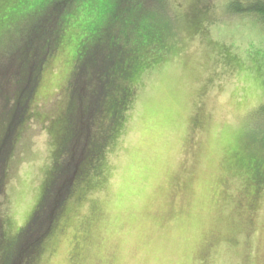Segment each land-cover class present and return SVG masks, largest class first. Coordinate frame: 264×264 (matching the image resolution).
<instances>
[{
	"label": "rangeland",
	"instance_id": "1",
	"mask_svg": "<svg viewBox=\"0 0 264 264\" xmlns=\"http://www.w3.org/2000/svg\"><path fill=\"white\" fill-rule=\"evenodd\" d=\"M198 1L171 0L177 25L165 30L166 51L137 71L124 120L34 264H264V183L254 191L253 169L234 157L236 147V156L264 158V24L226 13L228 0L194 8ZM98 5L73 8L72 41L47 63L16 130L0 193L7 235L25 229L49 181L56 156L48 123L67 107L74 66L67 49L86 36ZM12 17L8 10L7 23Z\"/></svg>",
	"mask_w": 264,
	"mask_h": 264
},
{
	"label": "trees",
	"instance_id": "2",
	"mask_svg": "<svg viewBox=\"0 0 264 264\" xmlns=\"http://www.w3.org/2000/svg\"><path fill=\"white\" fill-rule=\"evenodd\" d=\"M8 1L11 3L0 0V5L4 4V9L0 10V113L4 116L0 134L3 152L0 193L16 130L28 121L47 63L60 48L65 49L72 41L70 37L66 38L65 31L76 11L73 8L79 2L40 0L38 7L30 8L32 1L28 5V0ZM91 1L99 4L95 9L97 13L92 10L88 13L96 17L86 36L76 41L72 51L67 49L74 61L64 89L67 107L48 123L55 164L37 210L25 229L8 236L4 220L0 222V264L35 263L33 259L54 231L67 201L78 185L89 182L88 177L95 172L96 158L124 120L133 98L134 76L146 68V64L152 65L158 60L157 51H166L163 44L165 30L177 25L170 9L173 7L171 0ZM121 2L126 3L123 11L119 8ZM225 4L226 13L254 15L264 24V0H228ZM86 9H91L90 4ZM8 10L13 17L7 23ZM19 11L25 13L21 15ZM77 14H81L80 9ZM199 14L198 11L194 17L202 19L204 16ZM145 45L149 47L142 49ZM259 109L264 111V103ZM261 144L260 150L264 151V138ZM234 150L237 165L253 169L251 185L256 191L264 183V158L256 151L249 153L254 157L243 152L245 156H236L239 149L235 147ZM60 180L63 182L58 184Z\"/></svg>",
	"mask_w": 264,
	"mask_h": 264
},
{
	"label": "snow or ice",
	"instance_id": "3",
	"mask_svg": "<svg viewBox=\"0 0 264 264\" xmlns=\"http://www.w3.org/2000/svg\"><path fill=\"white\" fill-rule=\"evenodd\" d=\"M42 2H47V0H42ZM3 121H4V116L2 113H0V126L3 125ZM2 156H3V152L2 150H0V158H2Z\"/></svg>",
	"mask_w": 264,
	"mask_h": 264
},
{
	"label": "flooded vegetation",
	"instance_id": "4",
	"mask_svg": "<svg viewBox=\"0 0 264 264\" xmlns=\"http://www.w3.org/2000/svg\"><path fill=\"white\" fill-rule=\"evenodd\" d=\"M34 257H35V256H34ZM35 260H36V258L33 259V261H35Z\"/></svg>",
	"mask_w": 264,
	"mask_h": 264
}]
</instances>
